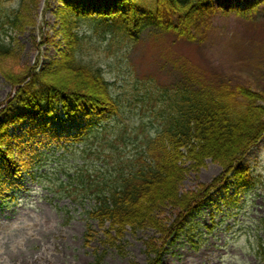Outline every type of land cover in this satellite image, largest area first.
I'll list each match as a JSON object with an SVG mask.
<instances>
[{
    "label": "trees",
    "instance_id": "16d2710c",
    "mask_svg": "<svg viewBox=\"0 0 264 264\" xmlns=\"http://www.w3.org/2000/svg\"><path fill=\"white\" fill-rule=\"evenodd\" d=\"M26 1L0 0V26L7 28V33L25 24L21 11ZM62 1L65 7L57 14L63 13L66 21L63 27L66 50L58 67L38 70V66H34L26 72L0 68L3 79L13 88L12 96L0 105L4 107L0 111V200L12 190L19 176L35 178L40 168L48 165L46 162H56L60 149L55 147H64L60 158L70 155L76 159L84 154L89 158L86 168H91L98 154L94 152L95 147L100 141L105 143L101 137L104 125L121 120L120 130L127 127L124 120L128 117H122L128 113L129 105L113 92L100 67L85 63L87 51L97 48L100 42L107 43L112 51L127 49L147 30L157 28L200 43L208 37L219 12L214 0ZM84 25L88 30L82 32ZM89 33L97 35L100 42L89 40ZM6 37L13 39L8 34ZM10 46L0 34V60L12 58L17 62ZM212 85L199 77L196 83L183 75L172 86L157 89L155 94L156 88H145L148 92L143 93L141 100L152 107L156 105L157 124L152 126L151 132L130 139L137 142L135 153L125 158L121 147L106 146L97 155V160L104 163L103 168L96 167L99 173L92 175L89 169H77L75 178L80 190H75V194H83V204L86 199L93 203L84 210V215L88 223L96 222L103 228L104 245L122 251L128 231L157 229L162 234L161 240H150L145 245L147 264H159L166 246L186 230L189 217L210 193L224 188L231 174L242 178L245 158L264 135V88L230 81ZM155 97L156 101L152 99ZM17 109L19 112L15 115ZM19 114L32 120L50 119L35 128L61 134L40 143V147L49 152L39 149L26 161H21V157L16 159L15 143L22 141L25 133L11 135L10 126L19 122ZM75 123L80 125L75 128V134L69 135V142L67 138L64 143H54L57 137L65 138L66 130L60 125L68 127ZM136 126L135 132L143 128V125ZM93 129L96 130L92 133ZM27 130L34 135L31 127ZM88 131L92 133L91 140L83 137ZM120 139L125 140V137ZM80 144L85 146L79 147ZM18 147L16 145V149ZM209 160L222 167L220 176L211 184L183 191L186 176L199 172ZM64 165L58 164L57 171ZM35 168L38 172H34ZM60 172L55 174L58 180L54 182L55 190L69 192L71 180L59 179ZM67 195L76 198L74 202L80 198L71 193ZM12 199L16 200V196ZM92 225L89 223V228ZM261 230L263 237L258 256L264 263V220ZM103 258L97 254L92 264H103Z\"/></svg>",
    "mask_w": 264,
    "mask_h": 264
},
{
    "label": "rangeland",
    "instance_id": "374dc122",
    "mask_svg": "<svg viewBox=\"0 0 264 264\" xmlns=\"http://www.w3.org/2000/svg\"><path fill=\"white\" fill-rule=\"evenodd\" d=\"M46 1H26L21 11L25 21L21 29L7 33V28L0 26L1 39L10 43L17 59V62L12 58L0 60V68L26 72L34 66H38V70L54 69L61 63L66 50L63 38L66 21L63 13L57 12L65 7V3L62 0ZM214 5L219 12L208 37L200 43L186 41L157 28L147 30L129 48L112 51L107 43L99 41L97 35L89 33V40L93 38L100 44L86 52L85 63L100 67L113 92L129 105L128 113L122 117H128L124 120L127 127L120 130L121 120L104 125L101 137L105 143L100 141L95 147L97 155L106 146L121 147L126 158L138 147L136 140L130 142V139L152 131V126L157 124L154 118L156 105L152 107L141 100L143 93L148 92L145 88H156L155 94L157 89L181 80L183 75L196 83L199 77L212 86L230 81L264 88V0H214ZM86 30L84 25L81 31ZM6 34L13 38L12 41ZM12 92L13 88L0 74V105L12 96ZM152 99L156 101L157 97ZM18 112L17 109L14 114L18 115ZM19 115V122L10 126L11 135L25 133V138L15 143L16 159L21 157V161H26L39 149L49 152L41 148L40 143L61 134L35 128L50 119L32 120L24 114ZM79 125H60L66 130L65 138L57 137L54 143H64L67 138L69 142V135ZM136 125H143V128L135 132ZM29 127L34 130V135L29 134ZM92 133L88 131L83 137L89 138ZM121 136L125 140H121ZM16 145H19L17 149ZM82 146L85 145H79ZM63 148L55 147L60 149L56 162L48 159V165L39 172L35 168L34 172H38L35 178L25 174L19 176L12 190L0 200V264H92L97 254L104 256L103 264H147L145 243L159 242L162 234L149 227L135 233L128 231L122 251L104 245L103 228L96 222H89L93 224L89 228L84 215V210L93 203L86 199L83 204V194H75V190H80L75 178L77 169L84 167L96 175L100 172L96 167L103 168L104 163L97 160L96 155L93 159L96 165L86 168L89 158L84 154L76 159L70 155L60 158ZM60 163L65 164V169L62 166L57 171ZM243 170L242 178L231 174L224 188L210 193L196 208L188 219L186 230L166 246L159 264H264L258 256L264 220V135L245 158ZM59 172V179L71 180L69 192L55 190L54 182L58 181L55 174ZM221 173L222 167L209 160L199 172L186 176L182 190L211 184ZM42 174L47 175L39 177ZM69 193L80 198L74 202L72 200L76 198L66 196ZM14 195L16 200L12 199Z\"/></svg>",
    "mask_w": 264,
    "mask_h": 264
}]
</instances>
